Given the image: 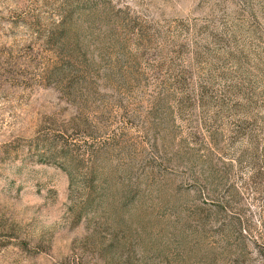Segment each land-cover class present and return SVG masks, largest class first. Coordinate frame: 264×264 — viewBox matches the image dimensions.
<instances>
[{"label": "rangeland", "instance_id": "rangeland-1", "mask_svg": "<svg viewBox=\"0 0 264 264\" xmlns=\"http://www.w3.org/2000/svg\"><path fill=\"white\" fill-rule=\"evenodd\" d=\"M0 264H264V0H0Z\"/></svg>", "mask_w": 264, "mask_h": 264}]
</instances>
